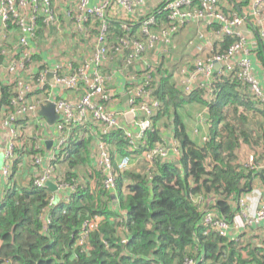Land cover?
<instances>
[{
	"label": "built area",
	"instance_id": "obj_1",
	"mask_svg": "<svg viewBox=\"0 0 264 264\" xmlns=\"http://www.w3.org/2000/svg\"><path fill=\"white\" fill-rule=\"evenodd\" d=\"M91 1H65L60 12L58 0H0V102L3 88L8 94V103L0 105V183L4 184L0 200L25 168L18 182L22 188L44 189L52 183L56 190L51 192L49 207L60 199L68 202L86 181L63 182L54 163L61 160L77 127L84 130L80 139L91 140L102 189L114 203L117 176L129 171L134 159L142 160V171L149 177L158 160L175 162L180 154L175 140L164 138L163 143L148 148L142 140L152 131V118L161 105L153 96V80H159L155 70L171 55L172 37L188 23L202 22L210 34L232 42L223 52L196 60L193 72L175 71L177 81L179 74L187 80L201 77L205 84L196 90L211 100L215 82L235 78L264 105V89L247 57L249 33L243 28L248 23L258 40L264 41V0H249L250 6L240 13L224 12L222 0H160L150 14L143 9L153 0H93V5ZM113 15L128 23L114 25ZM112 57L121 64L108 71ZM171 70L169 65L159 75L180 88ZM196 90L186 87L182 91L188 95ZM48 103L57 116L51 127L38 116ZM30 120L36 122L40 134L27 133L24 138ZM113 132L123 135L125 155H112L113 145L103 139ZM17 162L22 171L13 173ZM244 167L254 173L264 170V157L250 155ZM237 197V213L231 221L214 211H202L204 236L213 232L228 238L233 230L264 226V194L257 190ZM99 220L94 217L82 224L78 244L86 251L88 236Z\"/></svg>",
	"mask_w": 264,
	"mask_h": 264
},
{
	"label": "trees",
	"instance_id": "obj_2",
	"mask_svg": "<svg viewBox=\"0 0 264 264\" xmlns=\"http://www.w3.org/2000/svg\"><path fill=\"white\" fill-rule=\"evenodd\" d=\"M231 42L225 37L219 53ZM255 53L264 65V49L258 48ZM152 88L161 105L152 118V131L143 137V147L163 143L165 137L159 129H166V122L170 121L172 139L180 152L175 162L158 160L150 177L143 171L120 173L115 203L101 182L97 188L87 182L80 185L68 202L60 199L51 208L52 193L48 188L12 184L0 200V264H183L189 259L195 264H264L262 249L248 250L240 241L213 232L204 236L202 211L193 200L214 198V204L223 209L226 201L248 189L253 175L263 176V170L254 173L238 159L240 146L247 147L238 145L242 136H248L240 127L248 117L233 112L238 116L235 122L228 112L231 106L233 110L241 106L254 119L259 118L257 135L249 148L262 149L260 155L264 149V105L258 104L247 87L231 77L214 83L211 100L202 90L184 94L163 75L158 81L153 80ZM193 102L206 109L209 137L200 145L189 137L179 111ZM7 103V90L3 88L0 105ZM219 123L221 127H217ZM83 132L81 127L72 130L62 155L69 161V171L64 176L67 182L77 177L70 171L83 158L89 162L86 150L91 140L80 139L78 135ZM103 139L118 149L119 153L114 150L116 155L126 154L120 132ZM94 217L100 220L88 236L90 248L86 251L85 246L78 244V238L83 222ZM123 239L125 243L121 242Z\"/></svg>",
	"mask_w": 264,
	"mask_h": 264
},
{
	"label": "crops",
	"instance_id": "obj_3",
	"mask_svg": "<svg viewBox=\"0 0 264 264\" xmlns=\"http://www.w3.org/2000/svg\"><path fill=\"white\" fill-rule=\"evenodd\" d=\"M70 2L73 0H69ZM151 1V0H150ZM164 1V0H162ZM152 4H148L146 7V13L144 14H150L153 12L156 6H158L161 2L160 0H153L151 1ZM160 2V3H159ZM159 3V4H158ZM94 4V1H91V5ZM247 5L250 6L249 0H222V6L224 12L228 13H240L244 8L247 7ZM114 22V25L120 27L121 24H126L128 22H125L121 20L120 18H117L116 15H113L111 18ZM137 25L132 27V30ZM244 30L248 31V44L250 55L248 54L251 62H252V69L254 72V75L256 78L260 81L263 89H264V65L261 64V61L258 59L257 49L264 48V41H259L257 38V34L254 31V29L246 23L244 25ZM203 36V37H202ZM216 35H212L209 33L208 27H206L202 22H191L186 24L177 34H175L172 37L170 52L171 55H169L168 58L165 60H162V63L159 62L157 70H155V74L157 75V78H160L159 74L166 73L165 70L169 69V65L175 70L179 71V69H187L189 70V73L194 71V65L196 60H206L209 56L212 54H215L219 52V49L221 48L222 39ZM202 37V38H201ZM258 45V47H256ZM113 61L109 62V66L106 70L111 71L114 67L117 66V63L121 64V62L116 58H111ZM121 60V58H120ZM161 61V60H160ZM181 80L179 82V85L181 86L179 89L185 90L186 87H189L193 90H196L197 88L201 87V85H204L205 82L202 80L201 77L193 78L192 80H187L179 74ZM184 83V84H183ZM224 84V83H223ZM178 86V85H177ZM237 91V90H236ZM195 112H193V122H196L195 126L191 128L190 125H188L186 122L184 124L186 125V131L189 135V137L194 141V143L200 145L201 143H204L203 139H208V129L206 123V109L200 105V107L197 109V106L195 107ZM41 118V117H40ZM171 119V118H170ZM168 125L166 129L160 128L161 134L165 137L167 142L171 141L172 139V126L170 125V121L166 122ZM195 127V128H194ZM199 132V136L196 135V133ZM51 130L49 131L48 136H51ZM197 136V137H196ZM194 137L197 139L195 140ZM4 141V139H2ZM5 143V142H3ZM4 146V144L2 145ZM260 147L262 145H259ZM245 149L247 147L243 146ZM256 151V152H255ZM253 152L256 153V157L259 156V153L261 152V149H255L252 151H249L244 156L246 157L250 153L253 154ZM242 153L239 152L238 155L240 156ZM239 162L244 165L247 162V158L244 160H239ZM139 170V169H138ZM129 171L137 172L136 168H130ZM26 173V170L23 169L21 177L17 179L18 181H22L24 174ZM263 173V176H259V173H256L255 176L253 175L249 180L248 189L241 191L240 196H243L245 194H251V192L254 191H260L262 194H264V182L262 178L264 177V170L261 172ZM258 174V175H257ZM1 186H4L3 183H0ZM238 196V195H237ZM230 198L228 201L225 202L224 206H221L223 209L218 208L215 204L210 203V210L216 212L218 215H222L224 217L229 218L231 221L235 214L237 213V198ZM199 201L208 202L209 199H203L198 198ZM200 203V202H199ZM206 206L208 205L205 204ZM202 211H206L205 208ZM229 239L233 240L234 242L240 241L243 247L249 249H255L259 248L262 249V252H264V226L260 228H248V230L241 232L237 230H233L230 232V235L228 237ZM239 238H241L239 240ZM264 254V253H263Z\"/></svg>",
	"mask_w": 264,
	"mask_h": 264
},
{
	"label": "rangeland",
	"instance_id": "obj_4",
	"mask_svg": "<svg viewBox=\"0 0 264 264\" xmlns=\"http://www.w3.org/2000/svg\"><path fill=\"white\" fill-rule=\"evenodd\" d=\"M58 1L60 2V4H62V6H58V11L61 12L62 9H63V5L65 4V1L68 2L69 0H58ZM173 73H175V70H171V75H172L173 79L179 84L177 79L174 77ZM196 106H197V109H198L200 107V104L194 103V102L193 103H188V104L184 105V107L179 110L180 111V115L183 118V122H186L188 125L191 126V128H193V126H195V124H196V122H193V120H192L193 119V112H195V110H196L195 107ZM237 107H238V109H237ZM237 107H236L235 110H233V108H234L233 106L229 107L230 111L228 112V114L229 113H230V115L232 114V121L234 120L235 122L237 121L238 116L236 114H234L233 112L237 113V111H238L239 114H245L248 117V120L246 121V124L240 126V127H242L245 130V132L248 133V136L247 137H243L242 136L241 137L242 139L240 140V143L238 145V147L241 144H245L247 146V149H245L243 146L242 147L240 146V151H241L242 154L238 157V159L239 160H242V159L244 160V158L245 159L247 158V161H248V157L250 155L256 156L255 152H253V154L250 153L246 157L244 155L246 153H248L250 151V149L252 150L251 147L249 148V145L252 143L253 139H255V136L257 135L256 134V132H257L256 128H258V126H259V123H258V119L259 118L254 119L252 116H250L246 112V110L243 107H241V106H237ZM157 126H159V124H157ZM27 127L29 128V131L23 130L24 134H25L24 138L27 135V133H28V135L30 134L31 136H37L38 134H40V130H39V128H38V126H37V124H36V122L34 120H30ZM217 127H221V124L219 123L217 125ZM236 134H238V132ZM196 135L199 136V132H197ZM78 137H79V135H78ZM196 137H194L195 140L197 139ZM90 143H89L88 148L86 150V155H87V158H89V162H87L86 158H83V160L81 161V164H79L76 167V169H72L70 172H72V171L75 172V174L77 176V177H75V180H77V182L83 183L84 181H86L88 184H92V186H94V188H97L99 186L100 182H101V177L99 175V172H98L97 168L95 167V162H94V157L95 156L92 154V149H90L91 148V144ZM111 150H112V152H115L114 150H116L117 153H119V151H118V149L116 147H112ZM116 156H118V154ZM83 157H85V154H84ZM263 157H264V149H263L262 153L259 155L258 158H263ZM141 163H142V160L134 159L132 161L131 168L134 167V168L137 169V171H142L143 167H145V166H142ZM68 166H69V161L64 159L63 156H62L61 160H57L54 163V167H55L57 175H59L60 178L62 179V181L66 182V183H68V182L65 181V177L64 176L69 171V167ZM11 170L14 173L16 171H22V168H21V166L18 165V162H17L16 165L12 166ZM191 182H192V178H189L188 183L191 184ZM75 183H76V181H75ZM17 184L20 185V183H17ZM19 187H21V186H19ZM193 200H194V203L197 204V207H198V209L200 211H202L204 208L206 210H210L211 207H210V203L209 202H212V204H214V201H215L214 198H210L208 200V202H203L202 200L199 201V199L195 198V197H193ZM207 203H208V205L206 206L205 204H207Z\"/></svg>",
	"mask_w": 264,
	"mask_h": 264
},
{
	"label": "water",
	"instance_id": "obj_5",
	"mask_svg": "<svg viewBox=\"0 0 264 264\" xmlns=\"http://www.w3.org/2000/svg\"><path fill=\"white\" fill-rule=\"evenodd\" d=\"M216 68H218L217 65H215V69ZM38 116L43 118L49 127H51L55 123V121L57 120V116L54 113L52 103H48L45 107H43L39 111ZM46 146H47V148H50L51 142H47ZM46 186L51 192H54L56 190L55 186L52 183H47ZM240 193L241 192H239L238 196H240Z\"/></svg>",
	"mask_w": 264,
	"mask_h": 264
}]
</instances>
